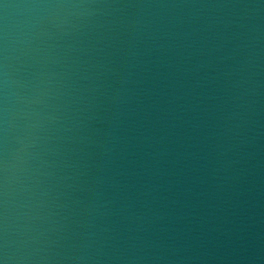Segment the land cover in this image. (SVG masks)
I'll return each instance as SVG.
<instances>
[{
	"label": "water",
	"instance_id": "1",
	"mask_svg": "<svg viewBox=\"0 0 264 264\" xmlns=\"http://www.w3.org/2000/svg\"><path fill=\"white\" fill-rule=\"evenodd\" d=\"M0 264H264V0H0Z\"/></svg>",
	"mask_w": 264,
	"mask_h": 264
}]
</instances>
